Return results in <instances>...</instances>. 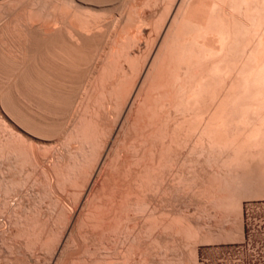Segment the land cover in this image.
Here are the masks:
<instances>
[{
    "label": "bare ground",
    "instance_id": "6f19581e",
    "mask_svg": "<svg viewBox=\"0 0 264 264\" xmlns=\"http://www.w3.org/2000/svg\"><path fill=\"white\" fill-rule=\"evenodd\" d=\"M103 1L61 0V4H59L60 7L56 6L58 4H54L57 9L56 7H50L49 10H52L51 12H55L56 9L57 15H55L54 12L53 16H51V12L49 14L50 16L48 15L49 12L45 13V18L46 16L47 18L44 20H46V22H44L43 20L41 24L43 25L46 23L45 25L48 27H46L45 25L41 26L42 28L44 27L43 30H41L42 28H39L40 26L36 27L38 28V33L40 32V30L42 31V38L41 36L40 38L38 37L40 33L37 34V29L34 31H36V37L38 38L36 39L33 37L34 35L32 34H35V32H33V29H35L34 27L33 29H31L32 31L30 30V33L33 32L31 33V37L30 34H27L25 32L28 36L27 39L33 37V40L40 42V40L42 39L41 41H43L44 38L43 42L46 43V46L43 47L46 48V51L42 53L45 54L46 57L43 59L44 55L42 53H40L42 56H40V54H38V56L40 57L37 56V53L39 51L36 52L34 50V46H36L38 43L36 42L37 44L35 45L34 41L30 40L33 41L31 42V44L29 43L30 48L32 47L31 51L30 49L28 50L30 51L29 53L32 52V54L29 55L31 56L29 57V62H31V65L29 64L30 70H28V66L26 67L28 72L24 69V64H21L23 62H21V65H19V67H22L21 69L18 68L16 69V71L13 70V74H16V78L15 75H12L15 78L14 79L12 77V80H14L12 81L14 87L11 82L10 85L12 84V88L9 89H12V91L14 92V88L16 93L14 92L13 94H8H10V96L16 94L18 97L15 95L13 96V99H15L18 103L20 102V97H22V100L23 98H26L25 100H27V102H31L29 104H27L26 102L27 106L30 105V107L25 108V112L27 111V114L25 115L27 116L29 114L28 110H30V112H32L30 114L32 115L30 116L29 114L28 119H32L34 117V121L36 120L35 118L37 116L36 121L39 122L34 121L31 124V119L27 121L28 119L26 120L25 116V120H23L24 118L22 119V114H20V120L18 115V118L17 116H14L15 114H19L20 111L17 110L19 113H15L11 108H8L6 106L9 110L11 109L12 112L15 113L13 116L16 117L14 118L15 120L17 119L16 123L12 120L13 118H10L13 117V113L11 112V110L9 112V114L12 113L11 116H9L5 110L6 107L4 105H7L8 103L3 105L0 102V105L5 107H3V109L9 116V118H7V120H9L8 124L3 119L5 115L2 118L4 120L3 122L2 119H0V122L6 123L5 126L7 125L6 127L8 128L7 129L3 126L4 128H6V130L4 131L0 123V126L2 127H0L2 134H7V132L9 131L8 133L11 134V137H15V134L19 136H17L18 138L15 137V139H17L14 140V138H10L9 134L6 136H2V134H0V138L2 136V138L0 139V144L2 145L0 148V153L2 154L3 152L7 156H10V159H6L8 160V163H10V160L13 159L11 160V162L13 163L10 164H12L11 166H14V169H16L17 167L16 163V166L13 165L14 162H17L18 165L20 164L19 167L22 168V171L20 170V172L24 174L25 172H27L26 169H29L28 165L30 164V162H28L27 166L24 165L26 162L25 159L27 158L26 156L31 155L30 157H32L33 159V156H35V158L37 157V159L39 160L34 159L37 162L32 160V158L30 157L27 158V161L32 160L31 162H33V165H36L34 164V162L39 163L40 165L46 164L43 165V168L45 170H41L45 171V175L48 174L47 176H45V180L47 179L46 184H49V182H51L50 184H53L54 179L56 178L55 183L56 186L58 183L57 189H59V191L65 190L68 185L69 187L67 189L69 190L70 186L72 185L71 187L72 189L74 188L75 192L73 191L71 193V190H67L68 196L73 195L72 197L69 196L71 199H73V203H69L71 204L70 207V205L66 204L68 200L71 201V199H69L67 196L68 200L65 204L64 199L59 197L57 195V192L55 194V191L57 190L55 188L56 190L53 191L55 195H51H54L55 197L56 206H54L52 211H50L52 212L50 215H48L50 217L46 216L47 213L46 215L44 213H40V206L37 208L32 207L31 210H29L30 207L28 208V211H32L35 213L34 215L37 216L36 218L33 217L34 215L27 216V214H24V210L27 208L26 206L28 203H26V208L22 206L25 208H23V212L20 211L19 213H15V209L17 206L13 203L12 205L9 202L14 198H12V196L15 195H17L19 200V194L21 193L18 192L19 194H15V192H13L15 190L12 191L11 189V191L9 190L8 193H14L15 195L13 194L10 197V193L7 194L6 192V195L9 196L8 198L4 197L3 199H1L4 202V206L2 207V205H0L2 207H0V211L1 209H3L4 211L2 210L1 212L8 213V225L12 224V222L14 223L13 218L16 217L14 219H18L20 221L18 225H21L22 223L25 228L27 227L26 229H24L21 225L22 228H17V237L19 235L21 240L24 238L23 240L25 241V245H28V240V242H34L36 240L39 244L37 242L35 244L34 242L35 245L29 243V246L32 245L30 247L26 245L27 247L31 248V252V250L28 249L24 244H22L21 241L20 243L23 245V247L22 245L17 244L15 240H17L18 238L13 237V235L15 236V234L12 232V236L7 235L5 238L7 239V237L9 236V239H14L12 240V242L15 241V243L13 242L15 246H10L12 242L9 241L11 243H6L4 239L5 236L3 235V233L7 230H2V225H0V231H2L0 235L1 237L4 236L2 239L0 237V240H2V242H0V245L2 247V245L7 244V247L4 248L9 251L8 254L10 255V257L9 255H6L8 256L6 258L4 254H7V252L6 250H4L6 253L3 252L4 258L1 257L0 264H25V260H22L25 259L24 257L26 255H32L31 257L34 258L35 256H33L34 254L32 253L36 250L39 251V249L42 250L43 253V250L46 251L45 247H48L46 246L48 242L49 244H51L50 246L53 247L51 248L49 246V248H51L52 250L51 253H49L50 249L48 248L47 249L49 250V252L48 250L46 251V253H49V255H47L50 258H47L49 260L48 264H196L195 257L197 248L195 244L197 242L199 243V241L205 243H207V241H211V236L208 237V232L206 233L204 228L211 229V225H214V227L212 226V230H214V228H217L215 226L218 225V216L220 218V221L218 222L219 224H221V226L218 227L221 228L224 224H222L221 220L222 214L225 213L224 215L226 216L229 214L234 216L237 221V225L234 226L236 227L235 232L237 235L231 236L232 234H228L231 232L226 233L224 226V229L220 228L221 231H219V233H216V236H218L219 234L221 235V233L225 231L223 233L230 235L232 239L234 236H237V238H234V240L242 239L243 227L240 218L242 212L240 201L243 191L241 192L240 190H243L242 188H245L247 185V188L249 189L250 184L256 183L259 184H256L257 186L254 185L255 188L261 189L262 187L263 189L264 187L261 186V184L264 185V0H178L176 6L171 12L170 17L168 16L170 12H166L167 14L162 21V23L164 22V24L161 23L162 25L160 24L161 26L157 30V37L154 36V38H151L150 40L151 36L148 35L150 43L148 44V48H146L147 44L144 43L146 44L145 48L147 50L145 51V49H143V52H146H144V54H141L140 52V54L136 53L135 50L134 53H129L130 51L128 48L135 46V38H132V41H130L131 39H127L128 42L126 41L125 43V36L122 38L123 41L122 39L118 40V37H122L123 34H120L117 38V35H115V37H113L114 35L108 36L110 33L116 30H110L111 32H109V30H107L108 25L103 24V22L105 23L107 22V20L103 19L102 23L100 20H98V17H100L98 12L102 10L108 12L109 10V8L105 10L106 8L104 6L100 8L97 7L98 2L99 6L103 3L105 5L106 0L104 2ZM94 2L97 3V6ZM108 2L111 3L112 1H107L106 3ZM174 4L175 3H172V5ZM132 7L134 8V5L131 6V8ZM131 8L130 10H132ZM168 10H172L171 7H168ZM66 11H68L67 14L65 13ZM103 11L102 13L104 14L102 15H105V12ZM110 11L111 9L109 10V12ZM135 11L137 12V10ZM63 13L65 14V16ZM131 14L134 15L133 13ZM102 15L101 17H103ZM119 15L121 16V13ZM61 16H67L66 18L68 20H66V18L64 17L60 18ZM72 17H74L75 19ZM101 17L100 19L102 20ZM122 17L119 18H121V20L123 21L124 17ZM129 17L130 15H128V18ZM166 17L168 18V21ZM119 18H117L116 24L113 23L111 25V27L116 25L115 29H117V34L120 33V27H118L120 25V20H118ZM126 21L123 25L121 23L122 32H126V27H124L125 30L123 29ZM139 21L143 22L142 19ZM66 22H68V24ZM48 23L50 25H47ZM75 23L77 26L74 25ZM100 24H103V26H105L107 29ZM32 26L33 24L31 25V27ZM29 27L28 29L26 27L27 31H29ZM106 30L109 32L107 34L108 42L106 39L105 41L107 44H105V41L102 42L104 46L101 45L102 48L98 49L99 47H97V45L99 44L100 46V41H103V35L106 37ZM159 30L160 33L158 32ZM63 31H66L67 35H63ZM56 35L61 39L56 38ZM101 36L102 39H100ZM55 39H59V41H56ZM96 39L98 40V42L96 41ZM93 40H95L96 42H93ZM130 42H134V45H127V43L131 44ZM91 43H95L96 46L94 45V48L91 47ZM137 43L138 42H136V44ZM32 44L34 46H32ZM42 44L43 43H41V45ZM92 50H96L97 52L99 51L98 54H95L96 57ZM90 51H92V54L90 53ZM96 51L95 53H97ZM88 53L91 54L89 55V57L91 56L93 59L95 57L94 61L91 57L88 58ZM86 54L87 56H85ZM89 60L91 62H89ZM29 62L27 61V63ZM80 63L84 64V66L78 69ZM85 63H87L86 66ZM42 64L43 66L41 67ZM15 66L17 67V65ZM88 67H90V69ZM22 69L27 73H25ZM81 69L88 71H85L84 73V71H82ZM18 70H22L23 72L20 71V73H18ZM77 70H79L80 72ZM82 73L84 74L83 77L80 76V79L77 78L79 75H82ZM82 78L85 79V81ZM73 79H75V82L77 81L75 84L79 83L78 85H80V89L83 85L81 90L78 88L80 90L78 92V94L80 93L79 96L75 95V91H78V89L73 91V89L77 88V85L74 84ZM80 80L84 82V84H82ZM24 81L26 84H31V86H29L31 87L30 91H28L30 89H28V85H26L25 83L22 85ZM70 84H72L73 86L75 85L76 87L74 86V88ZM70 86H72L73 89L72 87L71 89H69ZM24 87H27V91L30 92V94L32 91V94L29 95L28 92L23 89ZM68 93H73V95L69 94L71 98L68 96ZM2 95L4 94L1 93V96ZM64 96H67V98H69L70 100L63 99ZM74 97H78V99L75 100ZM33 98L35 100H33ZM72 99L73 101H76V104L73 101V103L70 102ZM62 100H69L70 103L76 105H74V108L71 109L73 110L71 113L73 114V117L75 115L74 113L77 112L75 115V118L77 119H74L72 117L74 120H76H73V123L71 122V116H68V114H70L71 112L68 105L71 106V104H67L64 101L65 104H67L66 107L68 108V114H66L67 112L65 113L63 110L65 108V104L62 102ZM13 102L14 100L12 101V103ZM60 102L63 103L61 104L64 106V108L57 107V104L60 105L59 107H63L61 106ZM14 103L13 105H15ZM21 103L22 102H20L18 105L20 106ZM91 104L97 106L98 108L91 106L93 109H89ZM22 106L25 105L23 104L19 108L21 109ZM50 106L53 113H51L52 111L50 110ZM55 106L58 110L54 108ZM35 110L38 111V113L35 112ZM33 111L35 113H33ZM44 111L48 112L46 113ZM54 111L64 112L65 115L68 116L67 118L70 119L68 121L66 120L68 123L69 121L71 122V124H68L70 125V127H63V125H65L64 123L66 122V117H64L63 114V118L59 113H56L55 115ZM65 111H67V109ZM22 112L24 113V111ZM49 112L51 115L48 114ZM44 113L47 116L49 115L47 119H49V117L51 116L49 120H46V116ZM58 114L60 117L57 116ZM84 114H87L88 116L85 117ZM0 115H3V113ZM52 115L58 117L55 118L56 120L58 119V121L60 122L59 124L62 126L57 124L58 121L56 122L55 118L53 119L54 116ZM38 116H40L39 120ZM42 118H44L45 120ZM51 118L55 121L52 122ZM41 119L42 122H40ZM43 120L44 123L45 121H48L49 123L54 124L50 125L48 124V122L46 124H43ZM84 120L85 122H82ZM77 121H80L81 124L78 123L79 130L76 129L78 133L76 132L75 134L80 135L83 132L82 130H84L83 134H86V136L83 134L82 135L86 138L88 136L89 139L87 138V140H90L91 146L95 145V143H98L99 139L101 141V138L103 137V141H99L100 144H96L98 147L95 145V148H98L97 151H99V153L96 151L98 154L97 157H94V160L90 159V163L88 162L89 154H84V158L82 157L84 159V162H81V164L84 163L85 166L82 165L79 168V172L82 173L84 171L82 173L83 176H81L82 174L79 172L78 175L76 173V175L80 178H77L79 182L82 179V183L80 184L78 183V181H76L77 176L75 174L74 176L76 177L73 176L72 180L69 179L71 178V174L73 172L67 174L68 171H64L63 169L62 171L66 172H63V175V173L61 174L60 172V170L62 169L60 167L57 168V170H59L57 172L59 173L56 172V167H58L60 164V166H63L61 161L58 162V159L60 160V158L64 155L61 151L55 153L56 151L53 150L56 154V161L59 165L56 166L57 162L54 161L56 163H52L55 164V166L52 165L51 167L49 166V168L46 162L49 155H46L48 157L43 155L45 154L44 151H42V154L40 153L41 155H43L41 156V158L45 162L43 163L42 159H40L39 157L40 154H38V148L34 146L36 144L38 146L39 144L37 142L34 144L32 140L29 141L30 137L28 138L27 135L31 132L34 133V131H36L34 133V136L36 133H41V137L45 134L48 138L49 135L51 136L52 134H54L52 135V139L55 140V136H57L56 133L59 134V132L62 131L61 133L63 134L65 131L67 133L65 135L67 138L66 140H68V136L70 137V141L73 140L72 137H74L73 141L75 142L76 136L73 135L72 131L74 130V127L77 128L78 125H75ZM39 123L40 125L43 124L45 128H43V125L39 126ZM82 123L84 124L83 126ZM55 124H57L58 126L52 128V125ZM32 126L39 129H33ZM48 126L52 128V130L48 128ZM59 126L63 127L64 130L62 128H59L62 129L59 130ZM41 127L43 128L42 131ZM46 127L48 129H46ZM65 128H69V130L71 129V131H68V129L65 130ZM27 130H30L29 133L27 132ZM76 130H74V132ZM43 131L44 134H42ZM79 131L82 132L80 133ZM86 131L87 133H85ZM24 134L27 135V138ZM40 135L36 134V136L39 137ZM50 136L49 138L51 140ZM19 138L22 142H17ZM44 138L47 139L46 137ZM79 138H82L83 140L86 139L79 136L77 140ZM11 140L13 143L11 142ZM62 140L60 139L59 141L62 142ZM81 140L79 139V142ZM83 140L81 141L82 143ZM57 141L58 140L55 141L56 145ZM63 142L65 144H61L62 146L65 145V147H67L69 145L67 151L68 154H70L69 152L72 153L70 155H73L75 151L76 153L77 151H81V153H83V149L85 150L86 148L83 147L82 150H77L76 146H80L77 144L79 143L78 141L76 143V146H74V142L73 144H71L72 141H67L69 143L65 141ZM17 143L18 145H16ZM66 143L68 145H66ZM33 147L35 149H33ZM99 147L101 149H99ZM2 148L5 150L3 151ZM93 148L94 146L91 149L93 150ZM35 150H37L36 152L38 156L37 154L32 155L33 153H36ZM31 151L32 154H30ZM27 152H29V154ZM89 152H91L90 148ZM4 154L0 155L1 159L5 157ZM90 154L92 156V154L94 153ZM74 155L76 159L75 157L73 158L76 162V160L79 159L77 158L79 156H77L78 153L77 155ZM81 156H83V154ZM50 158L51 157H49V160ZM40 160L42 164L39 162ZM70 160L67 161L68 164H66L64 160L63 164L64 166H66V168L67 165H71L69 163ZM19 161L22 162L20 163ZM50 162H48L49 165ZM87 162L90 165L86 164ZM2 163L4 165L5 163L8 164L6 161ZM4 165H1L2 169ZM86 165H88V168L86 167ZM69 166L67 169L72 170L73 168ZM74 166L76 167L77 165ZM7 167V169H9L10 166ZM85 167L87 168V170ZM10 168L12 169V167ZM23 168H26L25 172ZM31 169L34 170V168ZM50 169L51 171L54 170L53 172L56 173H51L49 171ZM88 169H90L91 171H88ZM71 170H69V172H71ZM12 171L13 169L11 170V174L13 173ZM86 171H88L89 173H85ZM2 172H0V174H2ZM5 172L7 173L6 169ZM27 173L29 174V172ZM33 173L34 172L32 171V175ZM11 174L9 172V176ZM28 174L27 176H24L28 177L30 175L28 177L29 179L31 177V174ZM60 174L61 176H59ZM65 174H67L69 181L64 180L63 183L69 182L71 184L70 185L69 183H67V186H65L66 188L64 187L66 183H64V185L62 183L61 185V181L59 182V180H57L61 179L62 177L65 179ZM3 176H5V174L2 175L1 180L5 179L6 182L9 181V179L7 180V178H3ZM46 177H48L50 180H48V178ZM12 178H10L9 183L11 182V184L13 185L11 187L15 188L14 186H17L19 182L17 183L15 181L16 184L15 182L13 183L14 179ZM35 179L37 178L35 177ZM23 180L22 182L24 186L25 180ZM35 182L33 184H35ZM8 184L6 183V188H3L1 184V191L2 188L4 192L6 189H9L8 187L11 184L7 186ZM46 184L43 186H46ZM73 185L78 186L79 189H82L79 190V196H77L78 189ZM36 186H38L37 183L34 187ZM59 186H63L65 189H62L63 187L59 188ZM51 187L53 188V185H51ZM52 188L49 189L50 193H52ZM33 189L34 188H32V190ZM251 189L253 190L252 187ZM1 191L0 193H2ZM244 192L246 191L244 190ZM28 193L29 194L26 193V198L24 197V194L22 195L25 199H27V202H31L29 201L30 199L28 196L30 195V192ZM73 193L77 194L75 195L78 197L77 199ZM42 194L44 196V193ZM38 195L40 196V194ZM260 195L262 194L260 193ZM23 197H20V200ZM33 198H35V194ZM15 199L12 201L17 203L18 200L16 199L17 201H15ZM25 199L23 200L24 202ZM177 201L181 202V206H177ZM20 202H22V200ZM39 203H41V201ZM52 203H49L50 207H52ZM193 203L198 207L200 205L203 207L208 206V212L206 210L207 213H204L206 214L207 221L200 222V220L197 221L196 219H194L195 216L193 215H195L196 213L197 216L198 214L196 211L202 209L203 207L201 208L200 206V209H197L198 207L195 208L196 211L194 210L195 212L193 214L190 210L191 206H194ZM14 206H16L15 209ZM19 206V208L17 207L18 211L22 208L21 205ZM13 209L15 210V214H13ZM33 209H35L36 212ZM36 209L39 210V215ZM41 210H43V208H41ZM45 210L47 212V209ZM202 211L205 210L202 209ZM32 212L30 214H33ZM66 212H69L67 221H65L66 217H63V215H68V213ZM5 213L2 214L5 215ZM10 215L16 216H12L11 218ZM230 215L228 216L229 218L231 217ZM2 216H0V218ZM4 217L5 216H3V220L6 219ZM30 217H32L33 219ZM62 217L64 219H62ZM204 217L205 215L203 216V219L205 220L206 218ZM46 218H49L50 220H47ZM223 218L226 219L227 217ZM4 221L6 222V220ZM47 221L51 222L52 226H54L55 224L58 226L62 223L63 228L62 226L61 229L59 228V226H50L52 227V229L46 230V225H49L47 224ZM1 224L4 225V223ZM14 224L17 225L16 223ZM15 225H12L13 228H10L15 229L17 227ZM30 225V229L35 227L34 229H32L33 231L30 229L28 230ZM55 227L56 229L59 228L61 230L60 235L59 229H57V231L55 230L57 234L55 233V231H53V228ZM3 229H7V226L6 228L3 227ZM17 231H19V233ZM30 232L34 233L35 237L32 236L31 238L30 234L32 233ZM209 232L212 231L209 230ZM6 233L4 234L6 235ZM20 233H24V236L26 234L27 237H23L22 234L21 237ZM205 233L207 236H205ZM238 235L240 236V238L238 237ZM58 236L59 238H57ZM29 237L32 240L29 239ZM20 238L18 240H20ZM53 238H55L57 241H54L55 239L53 240ZM9 239H7V241ZM193 239L195 241H193ZM217 239L219 240V238H213L214 241H217ZM185 240H191L195 245L189 248L190 252L188 251V256L184 251L188 250L189 245L192 246V244L189 241L190 243L187 245L188 242L186 243ZM83 241L85 242V244L87 243L86 246L89 245L88 250L91 245L93 246V250L98 251L101 248L104 249V256L106 257H104V259L102 257L103 261L98 259L95 260L94 254L96 251H93V254L87 249L86 254H93L94 257L90 256V258L93 257L94 259L92 258L93 260H90L82 258L81 255L85 254V252L82 251L85 249H82L84 246ZM50 242H52L54 245ZM185 243V250L182 251V249H184L182 247H184ZM37 244L38 246H36ZM101 245H103L104 247ZM9 246L10 248L8 250ZM24 246L26 251L29 250L30 252L28 253L27 251V254L23 257V254L25 253L23 251L24 249L22 248H24ZM34 246L36 247L35 250H33ZM38 251H36V257L39 258L44 253L42 255L40 254L41 256L39 254L37 256ZM81 252L82 254H80ZM98 252H101V250ZM184 253L187 257H184ZM178 254H181L183 257L181 255L179 256ZM177 255L178 259L180 257L179 260H177ZM21 256L23 257L22 260L20 259ZM43 257L44 256L41 257V260ZM5 258H9V260L5 261ZM38 258H36L35 260H37ZM45 258L46 255L44 257V260ZM35 260L32 261L35 262ZM32 261L31 263H33ZM46 261L47 260L44 261L45 263H39L46 264ZM163 261H165L166 263ZM37 262L33 264H37ZM31 263L26 261V264Z\"/></svg>",
    "mask_w": 264,
    "mask_h": 264
},
{
    "label": "rangeland",
    "instance_id": "374dc122",
    "mask_svg": "<svg viewBox=\"0 0 264 264\" xmlns=\"http://www.w3.org/2000/svg\"><path fill=\"white\" fill-rule=\"evenodd\" d=\"M59 1V2H58ZM103 1V0H102ZM105 1V0H104ZM103 1V2H104ZM107 1H112L111 3L110 2H108V3H106ZM102 2V3H103ZM177 2H178V0H106L105 1V5H104V3L103 4H101L100 6H99V2H98V6H97V3H95L96 4V6L97 7H102V6H104L106 9L105 10H107V8H109V10L111 9V11L109 12V10H108V12L107 11H103V12H105V15H102V14H104V13H102V11H100L101 12V15L103 16V17H101V15H100V12H98V14H99V16L102 18V20L100 19V17H98L99 19L98 20H100L101 21V23H102V21H103V19H105V20H107V22H103V24L104 25H108L107 26V28L105 27V26H103V24L101 25V26H103V27H105L107 30H109V32H111L110 30H116L117 31V29H115V27H116V21H117V18H119V17H122L123 15V17L125 18H123V21L121 20V18H119L118 20H120V25L118 26V23H117V26L118 27H120V30H119V34H117L116 33V31H114V32H112V33H110L108 36H111V35H114L113 37H115V35H117L116 36V38L120 35V34H123L122 35V37L121 36H119L118 37V40H120V39H122L124 36V38L126 39L125 40V43H126V41H127V39H131L130 41H132V38L134 39V41H135V46L134 47H131V48H128V47H126V48H128L129 49V51H127V52H129V53H134L135 51H136V53H141V54H144V52L145 51H147L146 50V48H148V44L150 43V41H149V38H148V35L149 36H151L150 37V40H151V38H154V36L155 37H157L156 35V33H157V30L159 29V27L162 25V24H164V22L162 23V21H163V19H164V17L166 16V12H170L169 13V17H170V15H171V12L173 11V9H174V7L176 6V4H177ZM52 3H53V5H52ZM138 3V4H137ZM172 3H175L174 5H172ZM54 4L56 5V4H58V5H56V6H59L60 7V5L59 4H61V0H0V98H1V100H0V102L4 105V104H7V105H4L5 107L7 106L8 108H11L15 113H19L18 111H20V113L19 114H15L14 112H12V110H11V112L13 113H11L12 114V116L14 115V116H19V118H20V114H22V119L23 120H25V114H27V111L25 112V108H28V107H30V105H28L27 106V104H29V103H31V102H27V100H25L24 98H23V100H22V97H20L21 99H19V101L20 102H22L23 103V101H24V105L26 106H22V108H23V110H22V108L20 109L19 107H21V105H23L22 103H21V105L19 106L18 104L20 103H18L15 99H13V96H15V95H12V96H10V94H8V93H11V94H13L14 92H15V89L13 88V90H14V92L12 91V89L10 90L9 88H12L11 86H12V84H13V82L12 81H14V80H12V75H15V78H16V74H13V72L14 71H16V69H18V68H22L21 66L19 67V65H21V64H24L23 65V67H24V69L27 71V68H28V70H30L29 69V64L31 63V62H29L30 60H29V57H31V56H29V55H31L32 54V52L31 53H29L30 51H31V48H30V45H29V43L31 44V42H33L34 41V43H35V45L38 47V49H37V47L36 46H34L33 44H32V46H34L35 48H34V50L36 51V52H38L37 53V56H38V54H40V53H42V52H44V51H46L45 49V47H43V46H46L45 44V42H43L44 41V38H43V41H41L40 40V42L41 43H43L42 45H41V43L40 42H37L36 40H33L32 38L34 37V38H40V36H41V30H43L44 29V27L42 28L41 26H43V25H45V24H41L42 23V21L44 20V19H46L47 18V16H46V18H45V13L46 12H49L48 13V15L50 14V12L52 11H49L50 10V7H56V6H54ZM134 5V8H136V9H134L133 7L131 8V6H133ZM108 5V6H107ZM137 7H136V6ZM172 5V6H171ZM47 7H49V8H47ZM58 7V8H59ZM111 7V8H110ZM168 7H171V9L172 10H168ZM130 8L132 9V10H130ZM46 9H47V11H46ZM56 9H57V7H56ZM56 9H55V15H57V11H56ZM98 9V8H97ZM54 10V9H53ZM60 10V9H59ZM135 10H137V12L135 11ZM168 10V11H167ZM45 11V12H44ZM63 11V10H62ZM122 11V12H121ZM133 11V12H132ZM53 12H51V16H53ZM136 12V13H135ZM139 12V13H138ZM38 13H39V15H38ZM66 14L68 13V11H66L65 12ZM121 13V16L119 15ZM131 13H133L134 15H137V13H138V17L137 16H134V15H132ZM30 14V15H29ZM43 16H42V15ZM64 14V13H63ZM107 14V15H106ZM123 14V15H122ZM16 15H18V16H16ZM23 15H24V17H23ZM38 15V16H37ZM128 15H130V17L128 18ZM132 15V16H131ZM16 16V17H15ZM32 16V17H31ZM50 16V15H49ZM64 16H65V14H64ZM63 16V17H64ZM37 19H36V18ZM39 17V18H38ZM42 17H43V19H42ZM62 16L60 17V18H63ZM67 17V16H66ZM66 17H64V18H66ZM104 17H106V18H104ZM132 17V18H131ZM135 17V18H134ZM26 20H25V19ZM72 18H74V17H72ZM71 18V19H72ZM130 20H128V19ZM131 18V19H130ZM167 18V17H166ZM75 19V18H74ZM138 20V21H136V20ZM142 19V21L143 22H141V21H139V20H141ZM19 20V21H18ZM64 20V19H63ZM66 20H68L67 18H66ZM104 20V21H105ZM127 20V21H126ZM25 23H24V22ZM72 21V20H71ZM73 21H75V20H73ZM76 21H77V19H76ZM126 21V24H125V26H123V29H124V27H126V32H122V28H121V26L124 24V22ZM134 21V22H133ZM167 21H168V18H167ZM166 21V22H167ZM39 22V23H38ZM44 22H46V20H44ZM43 22V23H44ZM69 22V21H68ZM68 22H66L67 24H68ZM119 22V21H118ZM137 22V23H136ZM139 22V23H138ZM5 23V24H4ZM31 23V24H30ZM36 23H37V26H36ZM99 23V22H98ZM113 23H115L114 25L115 26H112L111 27V25L113 24ZM121 23H122V25H121ZM162 23V24H161ZM33 24V26L31 27V25ZM39 24V25H38ZM41 24V25H40ZM95 24H97V23H95ZM161 24V25H160ZM6 25V26H5ZM20 25V26H19ZM28 25V26H27ZM35 25V26H34ZM47 25H50L49 23L47 24ZM58 25V24H57ZM74 25H76V23L74 24ZM110 25V26H109ZM22 26V27H21ZM30 26V27H29ZM38 26H40L39 28H42L41 30H40V34L38 33V28H36V27H38ZM46 26V25H45ZM77 26V25H76ZM21 27V28H20ZM26 27H27V29H28V27H29V31H27L26 30ZM33 27L35 28V29H33ZM46 27H48V26H46ZM102 27V28H103ZM19 30H18V29ZM110 28V29H109ZM112 28V29H111ZM114 28V29H113ZM31 29H33V32H35V34L33 33V32H31V33H33L32 35H34L32 38H28L27 39V34H30V37L32 36L31 35V33H30V30ZM37 29V34H39V36L38 37H36V31H34V30H36ZM21 30V31H20ZM105 30V29H104ZM106 30V31H107ZM125 30V29H124ZM123 30V31H124ZM14 31V32H13ZM32 31V30H31ZM27 34H26V33ZM29 32V33H28ZM108 31H107V33H106V37L103 35V39H102V36H101V38L100 39H102L103 41H100L99 43H100V46H99V44L97 45V47H99L98 49H101L102 48V46L101 45H103L104 46V44L102 43V42H104L106 39H107V34L109 33ZM159 33H160V30L158 31ZM19 33V34H18ZM63 33V35H67L66 34V31H63L62 32ZM65 33V34H64ZM11 34V35H10ZM22 34V35H21ZM43 35V34H42ZM126 35H127V37H126ZM159 35V34H158ZM11 36V37H10ZM58 36H59V34H58ZM65 37H67V36H65ZM41 38H42V36H41ZM56 38H59V37H57V35H56ZM145 38H146V40H148V41H146L145 40ZM27 39V40H26ZM59 39H61V38H59ZM59 39H55L56 41H59ZM98 39H99V37H98ZM30 40H33V41H30ZM22 41V42H21ZM29 41V42H28ZM95 40H93V42H94ZM96 41L98 42V40L96 39ZM95 41V42H96ZM122 41H123V39H122ZM146 41V42H145ZM37 42V43H36ZM107 42H108V39H107ZM128 42V41H127ZM136 42H138L137 44H136ZM140 42V43H139ZM58 43V42H57ZM131 43V42H130ZM134 42H132L131 44H128L127 43V45H132ZM144 43H146L147 44V46H146V48H145V45L146 44H144ZM55 44V43H54ZM92 44V43H91ZM105 44H107L106 43V41H105ZM26 45V46H25ZM28 45H29V47H28ZM40 45H41V47H40ZM94 45H95V43H93L92 45H91V47H93L94 48ZM134 45V44H133ZM96 46V45H95ZM142 46H144V47H142ZM135 48V49H134ZM27 49V50H26ZM30 49V51H28ZM37 49V50H36ZM95 49H96V47H95ZM124 49H125V47H124ZM143 49H145V51L143 52ZM133 50V51H132ZM135 50V51H134ZM41 51V52H40ZM93 52H94V55L95 54H98L99 53V51L97 52L96 50H92ZM92 51H90V53L92 54ZM95 51L97 52V53H95ZM11 54H10V53ZM143 52V53H142ZM46 53V52H45ZM90 53H88V58H90L89 57V55H91ZM123 53H125V52H123ZM139 53V54H140ZM146 53V52H145ZM27 54V55H26ZM43 54V53H42ZM26 55V56H25ZM44 56H43V59L46 57L45 56V54H43ZM40 56H42L41 54H40ZM40 56H38V57H40ZM85 56H87V54L85 55ZM26 57V58H25ZM94 57V56H93ZM95 57H96V55H95ZM95 57H94V59H95ZM24 58V59H23ZM87 58V57H86ZM92 58V57H91ZM3 59H4V61H3ZM5 59H6V61H5ZM18 59V60H17ZM93 59V58H92ZM94 59H93V61H94ZM31 60H32V58H31ZM13 61V62H12ZM27 61L29 62V63H27ZM40 61V60H39ZM38 61V62H39ZM84 61H85V59H84ZM88 61V60H87ZM86 61V62H87ZM7 62V63H6ZM14 62H16V63H14ZM21 62H23V63H21ZM83 62V61H82ZM89 62H91L90 60H89ZM21 63V64H20ZM40 63V62H39ZM93 63V62H92ZM27 64V65H26ZM38 64V63H37ZM86 64L87 63H85V66H86ZM15 65H17V67L15 66ZM31 65V64H30ZM39 65V64H38ZM90 65V64H89ZM28 66V67H27ZM40 66V65H39ZM43 66V64L41 65V67ZM82 66H84V64H81L80 63V65H79V68L78 69H80V67H82ZM27 67V68H26ZM40 67V68H41ZM47 67V66H46ZM13 68V69H12ZM44 68V67H43ZM42 68V69H43ZM89 69H90V67H88ZM45 69V68H44ZM84 69V68H83ZM86 69V68H85ZM14 70V71H13ZM23 70V69H22ZM22 70H18L19 72L18 73H20V71H22ZM25 70H23L25 73H27ZM82 70V69H81ZM22 71V72H23ZM77 71H79V70H77ZM82 71H84V73H85V71L86 70H82ZM88 71V70H87ZM86 71V72H87ZM80 72V71H79ZM16 73V72H15ZM18 73H17V75H18ZM76 74V73H75ZM75 74H74V77H75ZM73 75V74H72ZM83 73H82V75H79L78 77H77V75H76V77L77 78H79L80 76H82L83 77ZM14 78V77H13ZM14 78V79H15ZM73 78V77H72ZM76 79V78H75ZM75 79H73V82H74V84L77 82H75L74 80ZM80 79V78H79ZM83 79V78H82ZM28 80V79H27ZM77 80V79H76ZM84 81H85V79H83ZM81 81V80H80ZM79 81V82H80ZM12 82V84L10 85V83ZM27 82V81H26ZM30 82V81H29ZM28 82V83H29ZM15 83V82H14ZM25 83V81L22 83V85ZM81 83L82 84H84V82H82L81 81ZM26 84V83H25ZM30 84V83H29ZM29 84H26V85H28V91H30L31 90V87H29V86H31V84L29 85ZM73 84V83H72ZM72 84H70V85H72ZM79 84V83H78ZM78 84H75V85H77V88L76 89H73V87L75 86H70V88L69 89H71V87H72V89H73V91H75V90H77L79 87H80V85H78ZM6 86V87H5ZM83 86V85H82ZM82 86H81V89H82ZM13 87H14V84H13ZM76 87V86H75ZM74 87V88H75ZM26 88V89H25ZM67 88V87H66ZM2 89V90H1ZM25 91H27V87H24L23 88ZM69 89H67V90H69ZM80 89V88H79ZM78 89V91H75V95H77V96H79V94H78V92L81 90H79ZM7 90V91H6ZM66 90V89H65ZM4 91V92H3ZM27 91V92H28ZM72 91V92H73ZM65 92V91H64ZM71 92V91H70ZM77 92V93H76ZM1 93L2 94H4V95H2L1 96ZM6 93V94H5ZM16 93V92H15ZM66 93V92H65ZM28 94L29 95H31L32 94V91H31V94H30V92H28ZM67 94V93H66ZM69 94L70 93H68V96H69ZM65 95V94H64ZM70 95H73V93L72 94H70ZM5 96H6V98H5ZM7 96H9V97H7ZM17 96V95H16ZM33 96V95H32ZM11 97V98H10ZM18 97V96H17ZM27 97V96H26ZM29 97V96H28ZM70 97V96H69ZM15 98V97H14ZM35 98V97H34ZM33 98V100H35ZM71 98V97H70ZM73 98V97H72ZM75 98V97H74ZM2 99H3V101H2ZM12 99V100H11ZM31 99V98H30ZM63 99H69V98H67V96H64V98ZM76 99H78V97H76L75 98V100ZM5 100V101H4ZM14 100V104L15 105H17V106H15V105H13V103H12V101ZM70 100V99H69ZM69 100H62V102L65 104V102L68 104H71V106H69L68 105V107H69V109L71 110V109H73L74 108V105L76 104V101L74 100L73 101V99L70 101V102H74L75 104H72V103H70L69 102ZM29 101V100H28ZM65 101V102H64ZM26 102H27V104H26ZM62 102H60V104L62 103ZM10 103H12V104H10ZM17 103V104H16ZM51 103V102H50ZM62 103V104H63ZM96 103H97V101H96ZM49 104V103H48ZM61 104V106H63ZM67 104H65L64 106H65V108L67 109V111H65L66 109L64 108V106L63 107H59L60 105L59 104H57V107L58 108H64L63 110H64V112L66 113V114H68V108L66 107V105ZM52 105V104H51ZM4 106H1L0 105V114H2L3 113V115H0L1 117H0V119H2L3 117H4V115H5V117L3 118L4 120H5V122L8 124V122H9V120H7V118H9V116H11V114H9V112H10V110L6 107V112H7V114L9 115H7L6 114V112L4 111V109H3V107ZM12 106V107H11ZM76 106V105H75ZM91 106H94V105H90V107H89V109L91 108V109H93ZM4 107V108H5ZM16 107V108H15ZM57 107L55 106L54 108H56V110H58L57 109ZM71 107V108H70ZM94 107H97V106H94ZM17 108H19V109H17ZM98 108V107H97ZM2 109V110H1ZM30 109V108H29ZM9 110V111H8ZM18 110V111H17ZM50 110H51V106H50ZM69 110V111H70ZM76 110V109H75ZM2 111V112H1ZM22 111H24V113L22 112ZM32 111V110H31ZM52 111V110H51ZM72 111L73 110H71V112H70V114L72 113ZM77 111H78V109H77ZM28 112H29V114L30 113H32V112H30V110H28ZM35 112H37L38 113V111H36L35 110ZM34 111H33V113H35ZM44 112H48V111H44ZM61 112V111H60ZM55 112L54 111V114L56 115V113H59L60 114V116H62L63 117V114H64V117H66V119H65V121L67 120H70L69 118H67L68 116L70 117L71 116V118L73 117V114H68V116L67 115H65V113L64 112ZM51 113H53V111L51 112ZM77 113V112H76ZM76 113H74L75 115H76ZM29 114L26 116V120L28 119V117H29ZM39 114H43V113H39ZM45 114V113H44ZM48 114H50V112L48 113ZM59 114L57 115V116H59ZM32 114H30V116H31ZM51 115V114H50ZM55 115H52V116H54L53 117V119L56 117V118H58L57 116H55ZM74 115V119H77V118H75L76 116ZM85 115V114H84ZM83 115V116H84ZM10 117L13 121H15L16 123H17V119L15 120L14 118H16V117ZM18 116H17V118H18ZM24 116V117H23ZM36 116V115H35ZM41 116V115H40ZM40 116H38V120L40 119L39 117ZM45 116H46V120H49L50 119V117H49V119H47V117L49 116H47L46 114H45ZM59 116V117H60ZM86 116H88L87 114L85 115V117ZM33 117V116H32ZM43 117V116H42ZM63 117V118H64ZM34 118V117H33ZM33 118L31 119V118H29V119H31V124L35 121V122H39V121H36L37 120V116H36V120H34L33 121ZM45 118V117H44ZM44 118H42V119H44ZM56 118H55V120H56ZM62 118V119H63ZM72 118V120H71V122L74 120ZM2 119V122L4 121ZM29 119L27 120V121H29ZM42 119H41V121L40 122H42ZM80 119V118H79ZM20 120H21V118H20ZM45 120V119H44ZM44 120H43V124H46L47 122L45 121V123H44ZM51 120H52V118H51ZM55 120H52V122L53 121H55ZM1 121V120H0ZM58 121V119L56 120V122ZM61 121V120H60ZM64 121V120H63ZM65 122L64 124L65 125H63V127L65 126V127H70V125H68L69 123L71 124V122L69 121V123L68 122ZM74 121H76V120H74ZM24 122H26V121H24ZM82 122H85V120L84 121H82ZM1 123V122H0ZM6 123H1V125H2V127L4 126V127H6L5 126V124ZM19 123V122H18ZM26 123H28V122H26ZM60 122L58 121V123L57 124H59ZM62 123V122H61ZM73 123V122H72ZM75 123V122H74ZM78 123H80V121H77L76 123H75V125H78ZM30 124V123H29ZM36 124V123H35ZM43 124H41V125H43ZM48 124H54V123H49L48 122ZM57 124H55V125H52L53 127L52 128H55V126L57 127L58 125ZM66 124H67V126H66ZM81 124V123H80ZM40 125V123H39V126H41ZM49 125V126H50ZM60 125V124H59ZM73 125V124H72ZM71 125V126H72ZM84 124L82 123V126H83ZM37 126V125H36ZM44 126V125H43ZM48 126V128H50ZM60 126H62V125H60ZM58 127V129L59 128H62L63 129V127ZM81 126V125H80ZM1 127V126H0ZM1 127V128H2ZM2 128V129H4V131L6 130V128ZM28 127H29V125H28ZM33 127V126H32ZM38 127V126H37ZM37 127H33V129H35V128H37ZM73 127V126H72ZM71 127V128H72ZM30 128H31V126H30ZM43 128H45V126L43 127ZM43 128L41 127V131L43 130ZM47 127H46V129H48ZM52 128H50L51 130H52ZM8 129V128H7ZM37 129H39V128H37ZM49 129V130H50ZM62 129H59V130H62ZM68 129V131H71V129L69 130V128H65V130H67ZM73 129V128H72ZM79 130V125L77 126V128H75L74 127V130ZM58 130V131H59ZM64 130V129H63ZM74 130L72 131V133H73V135H75L76 136V141L74 142L73 140H74V137H72L73 138V140H71L72 141V143L71 144H73V142H74V146H76V143H77V141L79 142V139L81 140L82 138H79L78 140H77V138L80 136V137H83V138H86L85 136H86V134H83L84 133V130H82V131H79L81 134L80 135H78V137H77V135L75 134L76 132L78 133V131L76 130L75 132H74ZM81 130V129H80ZM3 131V130H2ZM3 131V132H4ZM8 131V130H7ZM29 131L30 130H27V132L29 133ZM39 131V130H38ZM45 131V130H44ZM44 131L42 132V134H44ZM56 131V130H55ZM0 132H1V130H0ZM9 132V131H8ZM7 132V134H4L5 136L6 135H10V138H14V140H16L19 136L17 135V134H15V135H12V136H15V137H17L16 139H15V137H11V134L10 133H8ZM22 132H24V131H22ZM36 131H34V133H35ZM48 132V131H47ZM50 132V131H49ZM62 132V131H61ZM61 132H59V134H57L56 133V135L58 136V138H57V136H55L56 137V139L55 140H53L52 139V135H54V134H52L50 137H51V140H50V138H49V136H48V138H47V136L45 135H43L42 137H41V133H36V134H39L40 135V137L39 136H36V134H35V136H34V133H32V135H31V133H29V134H27L28 135V138H29V141L30 140H32L33 142H34V144L37 142L39 145L37 146V144L36 145H34L35 147H37L36 149L39 151V153L38 154H42L43 152L42 151H44L45 152V154H43V155H49V157H51L50 158V160H49V157L48 156H46V157H48V161L46 160V162H47V166L49 167H51L52 165L53 166H55V164H53L52 162H54V161H56V154L55 153H57L58 151L60 152H62L64 155L60 158V160L58 159V162H62V165L63 166H60L59 164H58V162H57V164H56V166L57 165H59L58 167H56V172L57 171H59V170H57V168H62L61 170H60V172H61V174L66 170V171H68L67 172V174L68 173H72L71 174V178H69V179H71L72 180V178H73V176H74V174L76 175V173H77V175H78V172L80 171L79 170V168L83 165V166H85L84 165V163H82L81 164V162H84V154L86 155H88L89 156V159H88V162L90 161V159L91 160H94V157L96 156L97 157V154L99 153V151H97V145L96 144H100L99 143V141H100V139L98 140V143H95V145L97 146L96 148H95V145H93L94 146V148H93V150L91 149L93 146H91V144H90V140H87V138H88V136H87V138L86 139H82L83 140V143L80 141L79 143H77L78 145H80L79 147L78 146H76L77 147V150L79 149V150H82L83 149V147L85 148V150L83 149V153H81V151H77V153H78V155H77V153H76V151H75V153H73V155H70V154H72L71 152H69L70 154H68V151H67V149H68V147H69V145L67 144V143H69V142H71L70 140H69V136H68V140H66L67 138H66V132L64 131V135L61 133ZM54 133V132H53ZM85 133H87V131L85 132ZM0 134H2V132L0 133ZM13 134V133H12ZM48 134V133H47ZM68 134H69V132H68ZM85 135V136H83V135ZM3 134H2V136H4ZM25 135V134H24ZM27 135H25L26 136V138H27ZM30 135V136H29ZM60 135V136H59ZM62 135V136H61ZM72 135V134H71ZM82 135V136H81ZM2 136H1V138H2ZM104 136V135H103ZM44 137H46L47 139H45ZM54 137V136H53ZM54 137V138H55ZM59 137H60V139L62 140L63 139V137H64V139L62 140V142L61 141H59L60 139H59ZM62 137V138H61ZM0 138V139H1ZM40 138V139H39ZM43 138V139H42ZM103 138V137H102ZM102 138H101V141H103L102 140ZM89 139V138H88ZM91 139V138H90ZM13 140V141H14ZM45 140H47V141H45ZM53 140V141H52ZM56 140H58L57 141V145H56ZM85 140H86V142H85ZM18 141H21L20 140V138H19V140H17V142ZM31 141V142H32ZM63 141H65V142H67V141H69V142H67L66 143V145H68L67 147H65V145H61V144H63L64 142ZM89 141V142H88ZM100 141V142H101ZM11 142H12V140H11ZM22 142V141H21ZM97 142V141H96ZM13 143V142H12ZM44 143V144H43ZM59 143V144H58ZM89 143V144H88ZM65 144V143H64ZM82 144H83V146H82ZM84 144H85V146H84ZM87 144V145H86ZM15 145V144H14ZM16 145H18V143L16 144ZM15 145V146H16ZM22 145V144H21ZM102 145V144H101ZM1 144H0V148H1ZM58 146H60V147H58ZM88 146H89V148H90V150H91V152H89V148H88ZM100 146V145H99ZM24 147V146H23ZM57 147V148H56ZM64 147V148H63ZM80 147H82V148H80ZM101 147V146H100ZM99 147V149H101ZM54 148V149H53ZM56 148V149H55ZM28 149H29V147H28ZM27 149V150H28ZM33 149H35L34 147H33ZM32 149V150H33ZM60 149H62V150H60ZM2 150L4 151L5 149H3L2 148ZM2 150H1V152H2ZM37 150H35V152L37 151ZM40 150H41V152H40ZM56 151L55 153H54V151ZM64 150V151H63ZM87 150V151H86ZM66 151V152H65ZM98 153H97V152ZM50 152H51V156H50ZM85 152H87V153H85ZM95 152H96V154H95ZM28 154H29V152H27ZM65 153H66V155H69V156H66L65 155ZM80 153H81V155L83 154V156H81L80 155ZM90 153H94V154H92V156H91V154ZM2 154H4L3 152H2ZM1 153H0V155H2ZM30 154H32V151H31V153ZM37 154V152L34 154H32V155H36ZM38 154H37V156H38ZM39 155V157H40V159H42L41 158V156H43V155ZM55 154V155H54ZM74 154H76L77 156H79V157H77V158H79V159H77L76 160V162L74 161L75 159H76V157H75V155ZM5 155V159L4 158H2L3 159V161H2V159L0 158V164L2 163V162H7L8 163V160H6L7 158L8 159H10V156H7L6 154H4ZM27 155V154H26ZM31 156V155H30ZM29 155H27L26 157L28 158V157H30ZM45 156H44V158H45ZM52 156H53V158H52ZM66 158H65V157ZM1 157V156H0ZM34 157V159L35 160H39V159H37V157L35 158V156H33ZM38 157V158H39ZM69 157V158H68ZM72 157V158H71ZM73 157H75V159L73 158ZM83 157V158H82ZM91 157V158H90ZM27 158L25 159L26 160V162H27V164H26V162H25V160H24V162H25V166H27L28 165V162H30V166L28 165V168L29 169H26V168H23L24 169V172H25V169H26V171L27 172H29V174H31V177L28 179V177L30 176L27 172H25V174L24 173H21L20 172V170L22 169V168H20L19 166H20V164L18 165V163L17 162H14V164L13 165H15V163H16V165H17V167H16V169L18 170H16V169H14L13 167L14 166H11L12 164H10V163H13V162H11V160H13V159H11L10 160V163H8V164H6L5 163V165L2 163L1 165H4L3 166V169L1 168L2 166L0 165V172H2V174H0V185L3 187V188H6V183L8 184L9 183V181H10V178H12V177H14V178H12V179H14V181H13V183L16 181L18 184H17V186L15 185L16 184V182H15V188H17V189H15V188H13V187H11V186H13L12 184H11V182L7 185V186H9L10 184V186L8 187L9 189H4L5 190V192L3 191V188H2V191H1V189H0V191L2 192V193H0V201H1V203H0V205H2V207L4 206V202H3V200H1V199H3L4 197L5 198H8V196L9 195H6V192H7V194H9L8 193V191L10 190L11 191V189H12V191L13 190H15V191H13V192H15V194H19L18 192H20L21 194H19V200H18V197H17V195H15L14 193H10V197L14 194L15 196H12V200H14L16 197V199L19 201H17L16 199H15V201H17V203L16 202H13L12 200H10V199H8V200H10V202L9 203H13L14 205H16L18 208L20 207L19 205H21V207L22 206H26V203H28L27 204V208L25 209L24 207H22L21 208V210L19 209V211L17 210V207L16 206H14V209H15V207H16V211L13 209V214H15V213H19L20 211L21 212H23V208L25 209L24 211V214H27V216H32V215H34L35 213L34 212H32L33 214H30L31 212L30 211H28V208H29V210H31L32 209V207L33 208H37V207H41V208H43V210H41V208H39L40 209V213H44L45 215H46V213H47V217H50V216H48V215H50L52 212H50V211H52V209H53V207L54 206H56L55 205V197H54V195L56 194V192H57V195L59 196V197H61V198H63L64 199V201H65V204H66V202H67V200H68V198L69 199H71L70 197H72L73 195H67V193H68V191L69 190H71V193L74 191L75 192V190H74V188L72 189V185L69 183V182H67V183H69L71 186H70V188H69V190L67 189L68 187H69V185H68V187L66 188L65 186H67V183L66 182H64V183H66V185H64V183H63V181L64 180H67V181H69L68 180V176H67V174H65V179L62 177L61 179H63V180H61V179H57V180H59V182L61 181V185H62V183H63V185H64V187L66 188H64L63 186V188L62 187H60L59 186V188H62V189H65V190H60L59 191V189H57L58 187V183H57V186H56V183H55V179H54V182H53V184H50L51 182H49V184H46V180H45V176H47V175H45L46 173H44L45 171H41L42 169L43 170H45L44 168H43V165H46V164H42V162L43 163H45L44 161H43V159H42V162H41V160L39 161L42 165H40L39 163H35V162H37V161H35L32 157H30V158H32V160H34L35 162H34V164H36V165H33V162H31L32 160H30V158H29V160L30 161H27ZM62 158H64V159H62ZM82 158V159H81ZM93 158V159H92ZM53 159V160H52ZM70 159H72V160H70ZM5 160V161H4ZM64 160H65V163L66 164H68V160H70L69 161V163L71 164L70 166L69 165H67V168H68V166L69 167H71V168H73L72 170L71 169H67L66 168V166H64V164H63V162H64ZM78 160H79V162H78ZM23 161V160H22ZM21 161V162H22ZM51 161V162H50ZM74 161V162H73ZM95 161H96V158H95ZM94 161V162H95ZM20 162V161H19ZM20 162V163H21ZM48 162H50V165H49V163ZM56 162H54V163H56ZM88 162L86 163V164H88ZM74 163H76V164H74ZM78 163V164H77ZM80 163V164H79ZM90 163V162H89ZM37 164H39V165H37ZM65 164V165H66ZM15 165V166H16ZM74 165H77L76 167L74 166ZM88 165H90V164H88ZM88 165H86V167L88 166ZM93 165V164H92ZM7 166H10V167H12V169H13V173L11 174V168L9 167V169H7L8 167ZM24 166V167H25ZM40 166V167H39ZM75 168H74V167ZM79 166V167H78ZM36 167H37V169H36ZM42 167V168H41ZM49 167V168H50ZM64 167V168H63ZM78 167V168H77ZM85 167V168H86ZM90 167V166H89ZM31 168H34V170L33 169H31ZM53 168V167H52ZM51 168V169H52ZM85 168H83V169H85ZM88 168V167H87ZM87 168H86V170H87ZM91 168V167H90ZM1 169H2V171H1ZM5 169L7 170V173L5 172ZM11 169V170H10ZM51 169L49 170L51 173H56V172H53V171H51ZM64 169V171H62ZM9 170V171H8ZM29 170V171H28ZM34 172L33 173V175H32V171ZM36 170H38V171H36ZM69 170H71V172H69ZM75 170V171H74ZM15 171H17V172H15ZM22 171V170H21ZM83 171V170H82ZM88 171H91L90 169H88ZM88 171H86L85 173H89ZM9 172H10V176H9ZM18 172H19V174H18ZM36 172V173H35ZM38 172V173H37ZM75 172V173H74ZM84 172V171H83ZM82 172V173H83ZM5 174V176H3V178L5 177V178H7V180L9 179V181H5V179H3V180H1L2 178V175H4ZM17 174V175H15V174ZM42 173H44V174H42ZM57 173H59V172H57ZM64 173H66V172H64ZM64 173H63V175H64ZM79 173H81V172H79ZM81 173V174H82ZM27 174L29 175L28 177H25L24 175H26L27 176ZM43 176H42V175ZM61 174L59 175V176H61ZM6 175H8V176H6ZM23 175V176H22ZM57 175V174H56ZM62 175V176H63ZM76 175V176H77ZM80 175V174H79ZM89 175V174H88ZM88 175H87V177H88ZM12 176V177H11ZM19 176V177H18ZM22 176V177H21ZM34 176V177H33ZM38 176V177H37ZM58 176V177H59ZM70 176V175H69ZM76 176H74V177H76ZM81 176H83V174L81 175ZM85 176V175H84ZM10 177V178H9ZM35 177L37 178V179H35ZM40 177V178H39ZM41 177H42V180H41ZM44 177V178H43ZM87 177H85V178H87ZM46 178H48V177H46ZM77 178H79V176H77L76 177V181H78V183L80 184V183H82L81 182V180H80V182H79V180L77 179ZM83 178V177H82ZM20 179V180H19ZM25 181H24V180ZM28 179V180H27ZM80 179V178H79ZM84 179V178H83ZM17 180H19V181H17ZM22 180L25 182L24 183V186H23V182H22ZM37 180V181H36ZM41 180V181H40ZM48 180H50L49 178H48ZM70 180V181H71ZM36 181V182H35ZM74 181H75V178H74ZM86 181V180H85ZM22 182V183H21ZM31 182V183H30ZM35 182V184L37 183V185L38 186H36V187H34L35 186V184H33ZM43 182V183H45L46 184V186H43V185H45V184H43L42 183V185H41V183ZM57 182V181H56ZM83 182H84V180H83ZM4 183V184H3ZM27 183V184H26ZM40 183V184H39ZM76 183V182H75ZM20 184H21V186H20ZM84 184V183H83ZM257 185L259 184V183H256ZM256 184H250L249 185V189L247 188V186L245 187V188H242L243 190H240L241 192L243 191V194H242V198H241V201H240V203H241V223H242V227H243V231H242V239L240 240V239H235L234 240V238H237V236H234L233 237V239L230 237V235L231 236H233V235H237L236 234V227H234V226H236L237 225V221H236V219L234 218V216H232V215H230L231 217L229 218L228 216L229 215H224V214H222V216H221V220H222V228L221 227H218V226H221V224H219V222L218 221H220V218H219V216H218V221H217V223H218V225H216L215 227H217V228H214V230H212L213 228H212V226L214 227V225H211L210 227H211V229L209 228V229H207V228H204L205 229V231H206V233L208 234V237H210L211 239V241H207V243H205V242H200L199 241V243L197 244L196 242V251H197V253H196V257H195V263L196 264H264V187H263V189H262V187H261V189H258V188H255L254 187V185L255 186H257ZM4 185V186H3ZM26 185V186H25ZM29 185H31V186H29ZM41 185V186H40ZM49 185V186H48ZM51 185H53V188L51 187ZM75 185H77V184H75ZM74 186V185H73ZM80 186V185H79ZM261 186H264V185H262L261 184ZM20 187V188H19ZM22 187H24V188H22ZM29 187V188H28ZM38 187H40V188H38ZM49 187V188H48ZM74 187H76L77 189V191H78V195L77 194H75V193H73L74 194V196L75 195H77V196H79V190H82V189H79L78 188V186H74ZM251 187L253 188V190L251 189ZM32 188H34L33 190H32ZM42 188H44V189H42ZM52 188V193H50V191H49V189H51ZM57 190H56V189ZM81 188H83V187H81ZM259 188H260V185H259ZM25 192H24V191ZM27 190V191H26ZM29 190V191H28ZM56 190V191H55ZM68 190V191H67ZM244 190L247 192H244ZM17 191V192H16ZM23 193H22V192ZM33 193H32V192ZM37 191V192H36ZM39 191V192H38ZM53 191H55V194L53 193ZM28 192H30V195H28L29 196V201H31V202H27V199H25L26 197V193L27 194H29ZM5 193V194H4ZM32 193V194H31ZM42 193H44V196H43V194ZM50 193V194H49ZM260 193L262 194V195H260ZM22 194H24V197H23V195ZM34 194H35V198H33L34 197ZM38 194H40V196L38 195ZM51 194H54V195H51ZM244 194H247V195H244ZM2 195H4V196H2ZM7 196V197H6ZM27 196V197H28ZM47 196H49V197H47ZM52 196H53V198H52ZM67 196H68V198H67ZM77 196H75L76 197V199L78 198ZM244 196V197H243ZM20 197H23L21 200H22V202H23V204H22V202H20L21 200H20ZM74 197V198H75ZM33 198V199H32ZM43 200H42V199ZM54 199V200H52V199ZM25 199V202L23 201ZM39 199H41V200H39ZM33 200V201H32ZM45 200V201H44ZM72 200L73 199H71V201L70 200H68V202H67V204L66 205H70V207H71V204H69V203H73L72 202ZM41 201V203H39ZM44 201V202H43ZM33 202H34V204H33ZM53 202V203H52ZM18 203H21V204H18ZM24 203H25V205H24ZM33 204V205H30V204ZM36 203V204H35ZM38 203V204H37ZM47 203V204H46ZM52 203V207H50V204ZM180 201H177V206L179 207V205H180ZM12 204V205H13ZM18 204V205H17ZM40 204V205H39ZM44 204H46V205H44ZM194 204V203H193ZM43 205V206H42ZM181 206V205H180ZM201 206V205H200ZM200 206L198 207L197 205H195L194 204V206L192 205L191 206V208H190V210L192 211V213L194 214V212L196 211L195 210V208H197V209H200ZM1 207V206H0ZM1 207V208H2ZM46 207V208H45ZM50 207V208H49ZM203 206H201V208H202ZM207 208H208V206L207 207H203L202 209L203 210H205V211H202V209H200V210H198V211H200V212H202V213H200V212H198V211H196L197 212V216H196V213H195V215H193V216H195V218L194 219H196L197 221H199L200 220V222H203V221H207V217H206V214H204V213H207L208 212V210H207ZM45 209H47V212H46V210ZM50 209V210H49ZM3 209H1V211H2ZM34 211H35V209H33ZM37 210V213H38V209H36ZM49 210V211H48ZM195 210V211H194ZM206 210H207V212H206ZM210 210V209H209ZM0 211V216H2L3 214L2 213H5V212H1ZM4 211V210H3ZM14 211H15V213H14ZM18 211V212H17ZM26 211H28V212H30V213H28V212H26ZM42 211H45V212H42ZM36 212V211H35ZM49 212V213H48ZM7 213V212H6ZM5 213V215H3V216H5L4 218H6V219H4V220H6V222L3 220V216L0 218L1 220V222H0V225H2V230H4V231H6V232H4V233H6V235L3 233V235L5 236H3L4 237V239L6 238V236L7 235H13V233L15 234V236L13 235V237H17V234H16V229L17 228H24V229H26L25 228V226L24 225H22V223H21V225H22V227H21V225H18L19 223H20V221L18 220V219H14V218H16V217H14V216H16V215H18V214H16V215H12L14 218H13V220H14V223H16L17 225H15L13 222H12V224H10V225H8L9 223H8V221H9V219H8V221H7V218H9V215H8V213L6 214ZM66 213H68V215L66 214ZM65 214H66V216H64L63 215V217L65 218V221H67V217L69 216V212H66ZM199 213H200V215H199ZM29 214V215H28ZM201 214H203V215H201ZM38 215H39V213H38ZM205 215V217L204 218H206L205 220L203 219V216ZM224 215V216H223ZM8 216V217H7ZM11 216V215H10ZM12 216H11V218H12ZM200 216V217H199ZM33 217H37V216H33ZM62 217V219H64ZM223 217H227L226 219H224ZM233 217V218H232ZM30 218H32V217H30ZM33 219V218H32ZM47 219V218H46ZM3 220V221H2ZM17 220V221H16ZM47 220H50L49 218L47 219ZM202 220V221H201ZM65 221H62V222H65ZM48 222V221H47ZM228 222V223H227ZM236 222V223H235ZM1 223H4V225L3 224H1ZM234 223V224H233ZM29 224H31V223H29ZM47 224H49V225H46V230L47 229H52V227H54V226H56V227H58L59 226V228L61 229V226L63 225L62 223H61V225H54V226H52V224H51V222H48ZM15 225V226H17L15 229H12L13 228V226ZM28 225V224H27ZM26 225V226H27ZM6 226H7V229H3V227H5L6 228ZM19 226V227H18ZM35 226V225H34ZM50 226H52V227H50ZM225 226V230H226V233H228V232H231V233H228V234H230V235H228V234H224L223 232H225V231H223L222 233H221V237L218 235V236H216V233H219V231H221V229H224L223 227ZM228 226V227H227ZM9 227V228H8ZM10 227H12V228H10ZM29 227V226H28ZM48 227V228H47ZM56 227L55 228H53V231H57V229H59V228H57L56 229ZM1 228V227H0ZM31 228V225H30V227L28 228V230ZM35 228V227H34ZM34 228H32V229H34ZM62 228H63V226H62ZM221 228V229H220ZM229 228V229H228ZM32 229H30V230H32ZM59 229V230H60ZM216 229V230H215ZM220 229V230H219ZM9 230H10V232H9ZM13 230V231H12ZM19 230V229H18ZM208 230V231H207ZM209 230H211L212 232H209ZM231 230V231H230ZM22 231V230H21ZM33 231V230H32ZM37 231V230H36ZM52 231V230H51ZM56 231H55V233H56ZM217 231V232H216ZM1 232L2 231H0V234H1ZM13 232V233H12ZM18 233H19V231H17ZM233 232V233H232ZM9 233V234H8ZM30 233H32V232H30ZM29 233V234H30ZM53 233V232H52ZM206 233H205V236H207L206 235ZM210 233H212V234H210ZM214 233V234H213ZM22 233H20V235H21ZM24 234V233H23ZM22 234V235H23ZM36 234V233H35ZM57 234V233H56ZM61 234V230L59 231V235ZM22 235H21V237H22ZM31 235V238H32V236L33 237H35L34 236V233H32V234H30ZM9 236L7 237V239H9ZM25 236H26V234H25ZM24 235H23V237H25ZM37 236V235H36ZM53 236V235H52ZM226 236V237H225ZM0 237H1V235H0ZM3 237H1V239L3 238ZM27 237V236H26ZM228 237V238H227ZM229 237H230V240H229ZM238 237L240 238V236L238 235ZM18 239L20 238V236L18 235V237H17ZM30 237H29V239H31ZM57 238H59V236L57 237ZM207 238V237H206ZM213 238H219V240L217 239V241L215 240H213ZM227 238V239H226ZM7 239H5V242L7 243H11L12 242V240H14L13 238L11 239H9L8 241H7ZM15 240L16 242H17V244H19V245H22V244H24L25 245V241L23 240H21V238H20V240ZM26 239H28V238H26ZM25 239V240H26ZM37 239V238H36ZM55 238H53V240H54ZM190 239V238H189ZM192 239V238H191ZM195 239V238H194ZM193 239V241H195ZM232 239V240H231ZM32 240V239H31ZM35 240V239H34ZM53 240H52V242H53ZM208 240V239H207ZM212 240H213V242H212ZM224 240H226V241H224ZM234 240V241H233ZM237 240V241H236ZM9 241H11V242H9ZM15 241H13L14 243H15ZM20 241H21V243H20ZM29 241V240H28ZM27 241V243H28V245L27 246H29V243H31V244H33V245H35L36 244V242L38 243V241H34L35 242V244H34V242H28ZM54 241H57L56 239L54 240ZM186 241V240H185ZM191 242V244H192V246L191 245H189V247H188V250H185V246H186V243H187V245ZM189 241H186V243H185V245H184V247H182V248H184V249H182V251H184L185 253H186V255H187V253H188V251L190 250L189 248L190 247H193V246H195L193 243L194 242H192L191 240H189ZM197 241V240H196ZM204 241V240H203ZM0 242H2V240H0ZM3 242H4V240H3ZM13 242H12V244H10V246L11 245H14L13 244ZM52 242H50V243H52ZM55 243V242H54ZM83 243H84V246H83V244H82V246H83V248L82 249H84V250H82L83 252H85V256L84 255H81L82 256V258H84V259H90V260H93L94 258H95V260H102L103 261V259H104V257H106V256H104L105 255V250L104 249H100L101 250V252H98V251H100V250H93V246L91 247L90 246V248H89V250H88V246H86L87 245V243L85 244V242L83 241ZM111 243V242H110ZM2 244V243H1ZM16 244V245H17ZM39 244V243H38ZM38 244L36 245V246H38ZM48 244H49V242H48ZM46 245V246H48V247H45L46 248V251L48 250V249H50V252H49V250H48V252L49 253H51L52 252V250H51V248H53V247H51L50 245L51 244H49V245ZM53 244V243H52ZM7 245V244H6ZM6 245H2V247H3V249H2V247H1V245H0V249L2 250V253H1V250H0V259H1V257L2 258H4V255L6 256V255H9L8 253H9V251H7V249H5L4 247H7ZM25 245V246H26ZM54 245V244H53ZM52 245V246H53ZM10 246L8 247V250H9V248H10ZM15 246V245H14ZM25 246H24V248H22V249H24L23 251H24V253L25 254H23V257L27 254L26 252L28 251V253L30 252L29 250H27L26 251V249H25ZM26 246V247H27ZM30 246H32V245H30ZM29 246V247H30ZM49 246L51 247V248H49ZM86 246V247H85ZM101 246H103V245H101ZM112 246V245H111ZM22 247H23V245H22ZM29 247H27L28 249H30L31 250V248H29ZM104 247V246H103ZM35 246H34V248H33V250H35ZM48 248V249H47ZM92 248V249H91ZM86 249L88 250V251H90L91 253H93L94 254V252L96 251L97 252V254H96V252H95V254H94V256H93V254H86ZM98 249V248H97ZM4 250H6V252H7V254H4V253H6ZM103 250V251H102ZM22 251V250H21ZM36 251H38V250H36ZM36 251L35 252H33L32 254H34L33 256H35L34 258H32L31 256L32 255H26L24 258L25 259H23V257L21 256L20 257V259L22 260V261H24L25 260V264H26V261L27 262H29V263H31V261L32 260H35L36 258H38V257H36ZM40 251V252H39ZM39 253L37 252V256H38V254L40 255H42L43 253V255L42 256H44L45 257V255H46V258H45V260H47L46 261V264H48V262H49V260L47 259V258H49V253H46V251L45 250H43V253H42V250H40L39 249ZM88 251H87V253H88ZM94 251V252H93ZM4 252V253H3ZM31 252H32V250H31ZM190 252V251H189ZM100 253V254H99ZM180 253V252H179ZM185 253H184V255H185ZM4 254V255H3ZM48 254V255H47ZM80 254H82V252L80 253ZM20 255H22V254H20ZM40 255V256H41ZM87 255V256H86ZM89 255V256H88ZM179 256L181 255V254H178ZM178 255H177V260H179L180 259V257H179V259H178ZM184 256V257H187V256ZM28 256V257H27ZM30 256V257H29ZM41 256V257H42ZM80 256V257H81ZM90 256H93V257H91L90 258ZM182 256V255H181ZM8 256H6V258H7ZM9 257H10V255H9ZM41 257H39L38 259L40 260H38V262H37V260H35V262H37V264L39 263V262H41V263H43L45 260H44V257L42 258V260H41ZM102 257H103V259H102ZM183 257V256H182ZM181 257V258H182ZM5 258V259H6ZM26 258H28V259H26ZM31 258V259H30ZM93 258V259H92ZM50 259V258H49ZM106 259V258H105ZM2 260H4V259H2ZM7 260H9V258L8 259H6L5 261H7ZM21 260H19V261H21ZM33 263H35L34 261H32ZM163 262H165V261H163ZM162 262V263H163ZM0 263H1V260H0ZM19 263H21V262H19ZM33 263H31V264H33ZM45 263V262H44ZM100 263V262H99ZM166 263V262H165ZM23 264V263H22ZM40 264V263H39ZM97 264V263H96ZM164 264V263H163Z\"/></svg>",
    "mask_w": 264,
    "mask_h": 264
}]
</instances>
